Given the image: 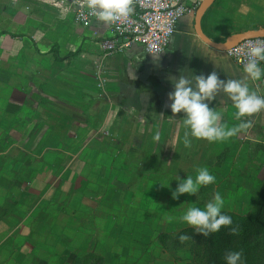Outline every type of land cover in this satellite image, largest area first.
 <instances>
[{
  "label": "crops",
  "instance_id": "1",
  "mask_svg": "<svg viewBox=\"0 0 264 264\" xmlns=\"http://www.w3.org/2000/svg\"><path fill=\"white\" fill-rule=\"evenodd\" d=\"M81 7L86 0H0V264L61 251L77 257L96 241H120L144 210L152 221L171 210L182 226L191 203L187 193L172 198L175 175L195 177L225 145L191 136L186 145L184 113L169 108L170 77L243 75L226 51L199 38L195 13L151 54L140 43L121 46L109 22H77ZM262 27L264 0H214L201 17L215 42ZM248 83L264 96V78ZM226 100L221 90L210 106L231 127L239 121ZM242 119L251 123L241 131H250L264 110Z\"/></svg>",
  "mask_w": 264,
  "mask_h": 264
},
{
  "label": "rangeland",
  "instance_id": "2",
  "mask_svg": "<svg viewBox=\"0 0 264 264\" xmlns=\"http://www.w3.org/2000/svg\"><path fill=\"white\" fill-rule=\"evenodd\" d=\"M224 142L217 161L207 166L216 177L215 182L203 185L196 194L186 197L191 205L203 207L219 192L224 199L222 211L232 217V222L254 220L250 234L228 240L230 234L242 233L241 225L233 226L237 229L233 233L232 224L222 226L208 236L188 224L179 231L186 223L178 224L177 213L161 210L158 220L152 221L153 212L144 210L137 228L123 227L120 241L117 237H110L106 242L96 241L94 247L88 246V253L81 251L77 257L61 251L44 262L26 263L19 259L9 264H226L225 256L229 250L241 251L243 264H264V195H258L264 181V151L260 148L264 144V121L257 120L250 131H241L238 138L230 137ZM256 201L261 204L259 211L253 212ZM172 204L175 206V202ZM171 214H175V220L168 218ZM154 224H162L163 231L156 230ZM182 233L188 236L184 241L179 239Z\"/></svg>",
  "mask_w": 264,
  "mask_h": 264
},
{
  "label": "clouds",
  "instance_id": "3",
  "mask_svg": "<svg viewBox=\"0 0 264 264\" xmlns=\"http://www.w3.org/2000/svg\"><path fill=\"white\" fill-rule=\"evenodd\" d=\"M86 4L92 15L105 22L125 18L132 11L131 0H86ZM246 56L247 59L241 69L243 75L239 78L223 80L215 71L207 75L189 73L170 77L173 90L168 93L169 108L172 113L181 111L184 113L182 123L185 128L190 129V132H185L186 145L190 144L189 136L207 139L209 142L226 141L250 126L251 121H246L242 117H250L264 110V96L252 91L248 83L249 80L256 81L264 78V68L260 66V62L264 61V40L253 42ZM221 90L226 93L225 102L234 106V117L239 121L231 127L222 122V113L210 106V102L216 99L217 93ZM175 179L178 183L171 193L173 199H177L184 193L196 194L201 186L214 183L216 177L207 167H199L195 177L175 175ZM223 208L224 199L217 192L214 198L203 207L190 205L184 210L180 219L193 227L195 231L208 236L218 232L222 226L232 224V217L225 214L222 211ZM231 231L235 233L237 229L233 227ZM187 238L186 234L179 235L181 241ZM225 261L226 264H243L241 251L229 250Z\"/></svg>",
  "mask_w": 264,
  "mask_h": 264
},
{
  "label": "built area",
  "instance_id": "4",
  "mask_svg": "<svg viewBox=\"0 0 264 264\" xmlns=\"http://www.w3.org/2000/svg\"><path fill=\"white\" fill-rule=\"evenodd\" d=\"M198 4H188L185 0H131V13L125 18L109 21L110 30L123 47L140 43L148 53H160L167 46L178 20L185 15H193ZM74 19L85 24L98 18L88 8L81 7L75 11ZM256 40H264V37L240 40L226 53L243 67L248 48Z\"/></svg>",
  "mask_w": 264,
  "mask_h": 264
},
{
  "label": "water",
  "instance_id": "5",
  "mask_svg": "<svg viewBox=\"0 0 264 264\" xmlns=\"http://www.w3.org/2000/svg\"><path fill=\"white\" fill-rule=\"evenodd\" d=\"M213 1L214 0H201L195 11L194 30L202 41H204L213 48H216L221 51H226L240 40L252 37H264V27H262L259 29H250L245 30L243 32L231 34L227 36V38L223 42H215L209 39L201 29V17Z\"/></svg>",
  "mask_w": 264,
  "mask_h": 264
},
{
  "label": "trees",
  "instance_id": "6",
  "mask_svg": "<svg viewBox=\"0 0 264 264\" xmlns=\"http://www.w3.org/2000/svg\"><path fill=\"white\" fill-rule=\"evenodd\" d=\"M258 195H264V181H263L261 187L258 189ZM260 204H261L260 201H256L254 203V205H253V212H258L259 211V205ZM236 223H239V224H236ZM253 223H254V220L253 221H250V222L244 221V220H239L237 222L233 221L232 222V227L233 226H237V225H241L240 227L242 228V233L241 234H238V235L237 234L236 235L235 234H233V235L230 234V236L227 237L228 240H230V239L232 240L235 237H240L242 234H245V235L250 234L251 233L250 225H252Z\"/></svg>",
  "mask_w": 264,
  "mask_h": 264
}]
</instances>
